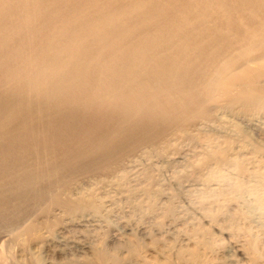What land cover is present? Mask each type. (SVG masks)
Returning a JSON list of instances; mask_svg holds the SVG:
<instances>
[{"label":"bare ground","instance_id":"1","mask_svg":"<svg viewBox=\"0 0 264 264\" xmlns=\"http://www.w3.org/2000/svg\"><path fill=\"white\" fill-rule=\"evenodd\" d=\"M185 143L205 221L163 236ZM32 259L264 264V0H0V264Z\"/></svg>","mask_w":264,"mask_h":264},{"label":"rangeland","instance_id":"2","mask_svg":"<svg viewBox=\"0 0 264 264\" xmlns=\"http://www.w3.org/2000/svg\"><path fill=\"white\" fill-rule=\"evenodd\" d=\"M254 133H255V135H254ZM252 134H253V136H255V138H259V132L258 131H253L252 130ZM258 134V135H257ZM187 145H190V146H187ZM188 149H187V148ZM191 147H192V145L191 144H189V143H185V146H184V151H185V154H187V155H184V156H182L184 159H179L178 161H176L175 163H170V165L168 166V164H166L165 165V161L164 160H160V159H156V158H154L153 159V161L151 162V163H149V164H151V168H150V171H151V173L152 174H154L155 175V177H157L156 178V182H158V185L156 186V187H158V188H161L162 190H163V192H165V194L167 195V196H171V194H172V196L173 197H171L172 198V206L174 207V213L172 214V215H170V216H168L169 218H171V219H169L168 217L166 218H163L162 219V221H163V226L164 227H162L161 229H160V231L162 230V235L163 236H165V235H167V234H172L173 233V235H175V234H177V232L178 231H184L186 228H188L189 227V224H190V222H193V221H195V220H197V219H200V221H205L203 218H202V215H203V211L201 210V207H198V206H200V202L201 201H199L200 200V195L199 194H197L196 192H194V190H197V189H199V188H201V186H202V184L200 183V180L197 178V175H192V176H188V178L187 179H190V180H188V183H187V179L185 178V179H183L182 180V182L181 183H179V184H176V183H174L173 182V177L172 176H175L176 175V173H181V172H183L184 170L183 169H186L185 168V164H184V162H186L187 160H192L193 158L192 157H194L192 154H193V152H192V149H191ZM186 149V150H185ZM187 152V153H186ZM189 156V157H188ZM187 158V159H186ZM189 158V159H188ZM186 159V160H185ZM181 160V161H180ZM164 161V162H163ZM160 162V163H159ZM157 163V164H156ZM153 164V165H152ZM155 164V165H154ZM157 165V166H156ZM155 166V167H154ZM169 167V168H167V167ZM172 166V167H171ZM155 170H154V169ZM161 168V169H160ZM134 169V170H133ZM132 170H129L130 172H131V174H130V172H128V175H129V177L130 178H133L132 176H136V172L138 173V171H139V169H140V167H137L136 168V170H135V168H133ZM158 169V170H157ZM175 169V170H174ZM157 171V172H156ZM175 171V172H174ZM134 172H135V174H134ZM171 172V173H170ZM158 175V176H157ZM164 176V177H163ZM190 177V178H189ZM192 178V179H191ZM134 179V178H133ZM160 180V181H159ZM162 180V181H161ZM194 180V181H193ZM170 182V183H169ZM172 182V183H171ZM195 182V183H194ZM161 184H163V186L161 185ZM164 184H166V185H164ZM194 184V185H193ZM133 185V184H132ZM143 186H144V184H143ZM163 188H162V187ZM170 186V187H169ZM134 187V186H133ZM138 187H141V186H135V188H138ZM132 188V187H131ZM166 188V189H165ZM190 188V189H189ZM186 190V191H185ZM191 191V192H190ZM115 194V193H114ZM114 194H112V196L114 195ZM186 194V195H185ZM191 195V196H190ZM134 196V195H133ZM199 196V197H198ZM198 199H197V198ZM118 200L120 199V201L121 202H119V201H117L116 200V204L114 205V208H115V211H117V213L116 214H118V219H116L117 221H119V220H126V219H129V218H131V217H129V213H130V209L132 208L133 209V207H134V205L137 203L136 201V199H135V197H131L130 198V200L131 199H133L134 200V202H136V203H134L133 202V200H131V202H129V201H124V199H123V197H121V196H119L118 195ZM137 198V197H136ZM195 198V199H194ZM126 200V199H125ZM124 201V202H123ZM199 201V202H198ZM125 202H128L127 204H125ZM189 203V204H188ZM195 203V204H194ZM199 205H198V204ZM131 205V206H130ZM191 205H192V207H191ZM161 205L159 204V207H160ZM184 206V207H183ZM124 208V209H123ZM178 208V209H177ZM185 208V209H184ZM119 209H121L120 210V212H118V210ZM159 209V208H158ZM200 209V210H199ZM128 210H130V211H128ZM202 211V212H201ZM124 212L126 213V214H124ZM127 212H129V213H127ZM199 212H201V213H199ZM158 213H159V210H158ZM158 213H156V214H150L149 216L148 215H146L147 217L144 219V221L142 220V222H143V224H144V226H146V227H148V230L149 231H152V232H155V231H159L157 228V226H154L155 225V223H156V221L158 220L157 218L158 217H156L157 216V214ZM189 213V214H188ZM136 215L138 214V212H136L135 213ZM134 215V217H136V218H134L133 217V220L134 219H136V220H138L139 219V215ZM197 215V216H196ZM198 217V218H197ZM179 218V219H178ZM183 218H184V220H183ZM188 218V219H187ZM191 218V219H190ZM114 218H112L111 219V221H113L114 222V220H113ZM156 219V220H155ZM164 220H165V222H164ZM168 220V221H167ZM173 220V221H172ZM187 220V221H186ZM192 220V221H191ZM152 221V222H151ZM172 222V223H171ZM147 223V224H146ZM184 223V224H183ZM134 224V223H133ZM166 224V225H165ZM172 224V225H171ZM179 224V225H178ZM181 224V225H180ZM169 225V226H168ZM133 226H135V225H133ZM184 226V227H183ZM155 227H156V229H155ZM165 227H167V228H165ZM170 227H172V228H170ZM178 227H179V229H178ZM185 228V229H184ZM181 229V230H180ZM91 230H93V228L92 229H89L88 230V232L86 233V237H88V238H86L85 239V241L87 242V243H90L91 241H93V237L95 236V232H93V231H91ZM98 230V229H97ZM173 230V231H172ZM170 231V232H169ZM90 233V234H89ZM118 233V234H117ZM72 234V235H71ZM88 234H89V236H88ZM112 234L113 235H115V237H116V235H118L116 238H118V239H120L121 237H120V233L119 232H112ZM76 236V235H78L77 233H75L74 234V232H71V233H66V234H63L61 237H64V236ZM93 235V236H92ZM92 238H91V237ZM168 236V235H167ZM170 237V236H169ZM88 239V240H87ZM171 240H172V238H170ZM119 243H117V244H115V243H111V244H109L110 246H108V249H110L109 251H112V250H114V249H116L117 248V245H118ZM25 245L27 246V247H29L30 245H31V247L34 249H36L38 246L36 245V244H31V243H25ZM121 250V249H120ZM229 251H231V248H229L228 249ZM118 252L119 253H121L122 252V250L121 251H119L118 250ZM49 254V255H48ZM36 255H38V254H36ZM52 253H50V252H48L47 254L45 253L44 254V257H45V259L47 260V261H50V260H52ZM51 257V258H50ZM57 259V260H56ZM54 261L56 262V263H65L69 258H67V260H65V258L63 257H60V258H56ZM33 263V259L32 260H27L26 261V264H32Z\"/></svg>","mask_w":264,"mask_h":264}]
</instances>
